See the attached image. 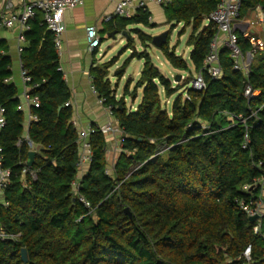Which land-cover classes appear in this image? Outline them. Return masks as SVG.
<instances>
[{"label": "trees", "instance_id": "1", "mask_svg": "<svg viewBox=\"0 0 264 264\" xmlns=\"http://www.w3.org/2000/svg\"><path fill=\"white\" fill-rule=\"evenodd\" d=\"M218 2L173 0L166 9L169 24L184 26L182 35L192 29L187 45L193 50L189 63L177 55L170 46L172 26L161 52L190 80L174 87L148 52L133 51L123 69L135 58L144 61L130 93L136 99L142 90L136 111L116 98L107 78L114 60L92 71L98 95L114 108L122 130V151L111 175L108 136L97 132L90 137L93 161L80 179L78 194L90 202L92 215L74 193L79 137L71 124L73 111L65 106L71 93L50 33L39 27L40 20L30 25V47L22 57L31 87L38 85L30 95L40 101L31 108L37 121L28 131L36 149L32 168L27 165L31 148L25 114L16 88L6 83L10 60L0 55V105L7 119L0 147L3 169L11 172L0 205V228L8 236L0 239V264H264V216L252 223L241 208V202L262 199L261 186L245 187L264 176V58L255 55L246 77L234 71L229 51L222 49L221 78L206 76L205 91L188 89L202 72L217 32L213 23L205 24ZM259 5L264 10V0H242V17ZM116 23L132 39L129 46L134 44L131 33L146 48L152 43L139 30L128 32L131 25L154 27L149 14ZM238 36L242 51L249 52L248 41ZM182 84L190 101L182 93L171 103ZM248 87L259 96L247 98ZM26 168L28 174L23 173ZM30 172H36L35 179ZM249 247L250 260L244 256Z\"/></svg>", "mask_w": 264, "mask_h": 264}, {"label": "crops", "instance_id": "2", "mask_svg": "<svg viewBox=\"0 0 264 264\" xmlns=\"http://www.w3.org/2000/svg\"><path fill=\"white\" fill-rule=\"evenodd\" d=\"M9 1L13 5L12 8L13 13H17L21 9L20 0H9ZM120 1L122 0H85L83 6L67 10L64 13V19H63L64 25L66 27V31L62 38V47H61L60 55H58L56 47L54 45L53 34L47 30V32H49L52 37L55 52L58 57L59 71L62 73L63 80L71 93V98L68 101L71 103L70 108L73 111L71 124L72 125L75 124V129L77 130V132L87 129L90 126L101 127L109 123L118 124L114 113L113 112L111 113L108 109V106L101 102V98L98 95L97 91L96 93L93 91V88H95V86H94V77L92 71L95 68H100L104 65H108L111 61L114 60V63L112 64L111 68L108 70V76H107L108 80L111 82L110 70L118 63L120 56L117 58H113L110 62L106 64H102L100 60L96 59L97 52L91 53L89 51L88 41H87V28L92 26L97 27L101 42L104 40V36L105 37L107 36L109 38H113L112 37L113 35H115V38L118 35L123 36L124 32L120 31L116 23L117 21L121 20V18L115 17L113 21L110 23H106L104 21L106 17L114 14L116 5ZM2 5H3V0H0V9H2ZM169 5L165 7H159L156 5L149 6L150 23L154 25V27L155 26L158 27L164 24H169L167 12H166L167 11L166 9L169 7ZM41 19H42V15L39 14L37 18L33 19L30 22L29 25H32L34 27L38 22V20H40L41 22ZM205 25L206 26L208 25L207 21ZM236 25H237L236 32L238 35L242 36L244 32L249 30L256 37L264 40V10L262 6L259 5L256 8L250 10L244 17H242L241 14L240 19L238 20ZM39 27H41L40 23H39ZM133 30H135L133 26L128 27V32L131 33ZM189 30L191 34L192 29L189 28ZM29 31L22 30L19 24H16L13 28L10 29L0 28V55L10 60L9 71L11 72V76L6 81V83L9 85H13L17 90V98L20 101L19 109L24 112L26 118L25 121L26 140H29L28 131L30 124L36 121L34 120V118L36 117L31 114V108L34 106L33 103L34 100L38 99L37 97H32L30 95L31 91L34 90V88H37L38 85L37 87L36 86L31 87V84L24 83L22 78V69L25 68L22 62V57L24 55V52L28 50L30 47V41L27 39L26 36L27 32ZM222 36L223 35H221V38ZM124 37L128 39L129 43H131L132 39H130V37L127 36ZM44 41L45 38L43 39V42ZM133 42H134L133 48H136L134 38H133ZM141 45L143 46V48L147 50L145 45H143L142 43ZM148 46L149 44L147 45V47ZM187 48H191V47L187 45ZM192 50L193 48H191L190 54ZM133 51L134 50L132 49L130 50V52ZM135 51L138 52L137 50ZM190 54L189 56L186 57L185 54L178 55L177 53L178 56H181L188 63L190 60ZM105 57H106V53L103 54L101 58H105ZM129 60L130 59H128L127 61ZM131 61L129 62L125 70L123 69L124 66L123 65L121 68L118 69L117 72H115V76L118 77V83L116 84V88H114L111 82L112 87L116 89V98L118 100L124 98L126 104L128 103L126 98L128 93L126 94L125 92L123 96H120L118 94L117 88L119 86L120 80L124 78V74L127 68L130 66ZM141 72L138 73V78H140ZM193 74H195L194 70H193ZM178 75H181L182 78L185 77L183 74L177 73L175 76H173V79H175ZM185 75H187V77L189 76V74H185ZM173 83L175 85L174 80ZM132 84H133L132 82H129L128 85L126 86V90L129 87V91H130ZM131 98L133 99L132 104H130V108L129 106L127 108L130 111H136L137 107L141 103L140 101L138 105V101L142 99V90L139 91L138 98L134 99L132 96ZM107 140H108V150H110L113 148V146L115 148L116 145L122 144L121 143L122 134H116L114 137L109 135L107 137ZM31 151L36 152V149L35 148L31 149ZM110 158H113V154H111ZM116 159H117V155H116ZM88 167L89 166L84 168V173L87 172ZM261 196L263 201L262 213L264 216V189L262 190Z\"/></svg>", "mask_w": 264, "mask_h": 264}, {"label": "built area", "instance_id": "3", "mask_svg": "<svg viewBox=\"0 0 264 264\" xmlns=\"http://www.w3.org/2000/svg\"><path fill=\"white\" fill-rule=\"evenodd\" d=\"M173 0H122L117 3L114 14L105 18L106 23L113 21L115 17L121 19L131 20L139 14H149V6L156 5L159 7H165L172 3ZM85 0H20L21 9L17 13H13V5L9 0H3L2 9H0V28H13L16 24H19L24 31L30 30V22L37 18L39 14L42 15L40 26L46 28L54 36V45L56 47L58 55H60L62 47V38L66 31L64 25V13L67 10L74 9L83 6ZM242 11V0H219L216 10L209 16L207 22L213 23L217 33L215 34L209 52L204 60L203 70L197 73L190 81L188 89L194 91H205L207 89L206 76L212 81L219 80L223 74V69L220 61V53L222 49H227L230 53V59L233 63V69L236 72L243 73L246 77L249 76L253 60L256 54L264 52V40L253 35L249 30L244 32L243 38L248 41L251 50L247 53L243 52L239 44V36L236 32V23L240 19ZM222 38H221V35ZM87 41L89 51L96 53L101 45V39L99 37L98 29L95 26L87 28ZM133 53V52H131ZM22 78L24 83L31 84L32 77L28 71L22 69ZM184 79V77L182 78ZM178 84L175 83L174 87ZM37 87V85H35ZM96 93V89L93 88ZM260 92H253L250 87L246 90V97L254 99L258 97ZM184 97L190 101L188 90L186 89ZM101 102L106 104V100L101 98ZM34 106L39 107L40 101L34 100ZM66 107H70L71 103L67 102ZM109 111L113 112V107L108 106ZM37 121V118H34ZM245 123V120H241ZM6 109L0 106V134L6 127ZM75 127V124H73ZM101 132L106 136H115L116 134H122L118 124L109 123L107 125L98 127L90 126L87 129L78 132V151L79 159L76 164L78 170V178L73 183L74 193L78 196L79 201L83 204L88 215L94 213V209L90 202H88L82 196H79L78 190L80 189V179L84 176V168L89 166L93 161V151L90 144L91 135ZM28 145L31 149H34V145L30 140ZM247 141V139H246ZM248 142V141H247ZM247 148V144L244 145ZM122 151V144L113 146L112 149H107L108 167L107 174L111 175L115 168V157ZM113 154V158H110ZM28 169H24L23 173L28 174ZM34 179L36 178V172L29 173ZM11 177L10 170L3 169V149L0 147V205L4 203V190L8 185ZM261 186L264 189V176L253 180L251 185L245 187L248 191L251 188ZM242 210L248 215V217L263 216L262 208L263 201L259 199L257 201H251L250 203L241 202ZM260 224L255 228V233H259ZM0 239H8V236L0 228ZM251 248H247L244 256L250 260Z\"/></svg>", "mask_w": 264, "mask_h": 264}, {"label": "rangeland", "instance_id": "4", "mask_svg": "<svg viewBox=\"0 0 264 264\" xmlns=\"http://www.w3.org/2000/svg\"><path fill=\"white\" fill-rule=\"evenodd\" d=\"M135 28V30H139L140 32H142L145 35H148L152 38H155L157 36H160L161 34L168 32L172 29V26H175V30H173L172 35H171V39H170V46L173 48H177L176 49V53H178V55H183L185 54V56H189L191 48H187V41H188V37L190 34V30L189 28L186 30L185 34H183V25H178L176 23H172V24H164L158 27H145L143 25H131ZM132 38H134L135 44H136V48H133L132 45H130L128 47V44H130L128 42V39L125 38L122 35H118L115 39L113 38H109V37H105L104 36V40L102 41V45L100 47V51L98 50L96 53V59L100 60L102 62V64H106L108 62H110L113 58H117L120 56L118 63L110 70V78H111V82L114 86V88H116V84L118 83V77L115 76V72L118 71L119 68H121L124 63L131 58V52L130 50H137L138 53L140 52H144V50H146L145 48H143V46L141 45V43L139 42L137 36L135 34H131ZM149 55L151 56L154 65L160 70L161 74H163L167 79L173 81V76H175L177 73H180L179 71L175 70L164 58L161 49L156 48L152 43H149V46L147 47L146 50ZM106 53V57L105 58H101L103 56V54ZM257 58H264V53H261V55H258ZM143 64L144 61L143 60H138L137 58L133 59L131 61L130 66L127 68L125 74H124V78L120 80L119 86H118V94L120 96H123L124 93L126 92V86L128 85L129 82H132V86H131V90L130 93L133 92L134 87L136 82L138 81V73L141 72L142 68H143ZM183 74L185 77V80H190L189 76L187 77V75ZM192 77V76H191ZM186 88L184 85L181 86V90L180 92L175 95L172 100L171 103L176 99V97L179 94L184 93L186 91ZM127 104L126 107L129 106L130 108V104H132V98L131 96L128 94L127 95ZM140 99V98H139ZM141 99L138 101V105L140 103Z\"/></svg>", "mask_w": 264, "mask_h": 264}, {"label": "water", "instance_id": "5", "mask_svg": "<svg viewBox=\"0 0 264 264\" xmlns=\"http://www.w3.org/2000/svg\"><path fill=\"white\" fill-rule=\"evenodd\" d=\"M206 28H204L205 30ZM123 36H127L128 37V33L124 32ZM113 38H115V35L112 36ZM168 38H169V31L165 32L163 34H161L160 36H157L155 38H153L152 44L158 48V49H162V47L167 44L168 42ZM182 80V76L178 75L174 81L176 84H179ZM35 157H36V152L35 151H30L29 152V160H28V167L32 168L35 162ZM125 213L127 216H129L130 218H132V213L130 212V210L127 208L125 210ZM262 219V216H255V217H250L249 220L250 222L254 223L256 221H259ZM22 259L24 261V263H28V255H27V251L25 249L22 250Z\"/></svg>", "mask_w": 264, "mask_h": 264}, {"label": "clouds", "instance_id": "6", "mask_svg": "<svg viewBox=\"0 0 264 264\" xmlns=\"http://www.w3.org/2000/svg\"><path fill=\"white\" fill-rule=\"evenodd\" d=\"M263 217V216H262Z\"/></svg>", "mask_w": 264, "mask_h": 264}]
</instances>
